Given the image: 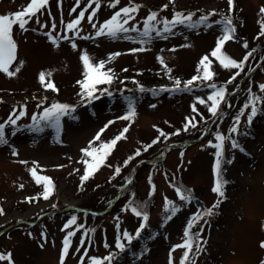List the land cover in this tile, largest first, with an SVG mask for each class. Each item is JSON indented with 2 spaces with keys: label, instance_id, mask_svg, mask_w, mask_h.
<instances>
[{
  "label": "rangeland",
  "instance_id": "374dc122",
  "mask_svg": "<svg viewBox=\"0 0 264 264\" xmlns=\"http://www.w3.org/2000/svg\"><path fill=\"white\" fill-rule=\"evenodd\" d=\"M29 2L0 0V15L11 16L22 11ZM99 3L90 21L88 15L95 7L90 0H79V4L77 0H48V4L25 25L26 30H21L18 24L12 26L16 51L9 71L15 75L0 71V123L8 121L10 116L15 118L21 111L24 115L16 125L5 123L7 143L0 144V209L4 213L0 215V254H10L13 264H60L64 238L72 231L74 235L70 237L64 264H90L92 257L109 264L103 258L112 253L116 257L111 264H167L170 253L175 264H181L185 249L173 251V248L183 244L189 221L199 216L197 223L206 227L199 233L203 250L194 264H261L264 260V248L260 247L264 241V102L258 104L261 111L255 120L256 136L243 135L251 124L248 121L250 108L242 109L237 116L238 124L236 118L231 120V113L225 115V111L231 93L236 92L235 88L239 82L243 83L246 74L243 70L224 68L210 57L223 34V25L215 23L222 18V15L217 16L218 9L225 7L229 12L228 0H173L171 3L170 0H131V4L140 7L125 27L136 30L118 33L116 37L97 36L96 32L114 12L129 6L130 0H119L115 7L110 6L112 0H99ZM234 6L235 11L231 10L229 15L236 31L234 39L223 47L225 54L240 61L248 50L255 49L263 61L264 36L259 34L258 21L264 20L260 14L264 0H234ZM81 10L85 15L77 28L68 30L66 25L76 19ZM153 12L156 19L149 21V37H143L145 21ZM210 12H215L207 22L211 27L190 26ZM175 13L194 15L191 21L170 25L169 32L161 31L157 35L165 22L173 21ZM47 34L56 38L55 44ZM65 35L69 39H63ZM244 42L248 48L243 46ZM140 48L144 50L132 51ZM85 54L92 63L108 60L124 70L127 68L125 75L150 69L155 74L163 71L164 76L158 82L145 80L140 86L129 83L117 87L114 95L98 94L99 99L89 100L82 95L81 86L76 89L74 82L84 79L81 56ZM204 56L209 57L210 70L217 77L225 79L231 75L232 78L238 71L240 74L231 83L212 78L207 85L203 80L195 81L194 85H203L194 91L193 85L185 89V82L202 75L198 65ZM258 70L253 75L256 83L251 90L264 101V91L259 87L264 84V72ZM42 72L46 74L45 82L50 80L54 86L57 84V90L41 83ZM177 80L180 81L179 90ZM221 87L229 97L224 98L214 116L208 111L212 103L208 96ZM201 99L205 103H200ZM54 103L74 109L71 115L60 118L63 129L59 141L54 135L57 125L46 126L42 121L40 131L32 127L33 116L38 118ZM130 108L134 116L122 119ZM205 117H212V122L218 123L212 127L213 131L210 124H203L207 120ZM186 124H189L187 130ZM233 126L237 128L235 133L231 131ZM125 128L128 131L124 138L117 141L104 164L94 173L97 187L105 186L101 191L113 196L112 206L95 218H86L83 227H79L84 220L80 216L75 224L64 228L76 217L70 213L71 209L78 208L84 199L77 194L79 179L75 174L84 173L85 164L81 161H90L91 157H85L81 150L88 148L90 141L92 147L98 148ZM97 133L100 139L94 140ZM217 134L224 137L222 142ZM184 137H189L188 141L181 140ZM236 138L243 145V152L240 147H232ZM167 139L170 142L165 144ZM218 143L224 158L221 175L227 183L225 197L217 207L219 212L209 224L212 216L200 212L212 207L218 199L212 191L216 179L213 156ZM147 145H151L152 154L156 152L154 159L140 158L133 153L137 147ZM128 156H132L125 167L130 173L129 179L114 182L110 177L112 171ZM150 161L157 162L152 165ZM32 168L38 175L51 178L54 191L48 200L30 199L42 185L30 174ZM176 183L186 190L182 193L189 194L187 190H190L188 201L180 200ZM118 192L123 195L122 201L129 200L148 215L141 235L130 244L123 240L122 234L127 231L134 236L142 217H137L128 206L123 208V204L113 202ZM166 201L178 208L171 219L166 218L171 215L166 211ZM118 238L125 244L122 252L116 247ZM8 262L0 260V264Z\"/></svg>",
  "mask_w": 264,
  "mask_h": 264
},
{
  "label": "snow or ice",
  "instance_id": "6c2138e0",
  "mask_svg": "<svg viewBox=\"0 0 264 264\" xmlns=\"http://www.w3.org/2000/svg\"><path fill=\"white\" fill-rule=\"evenodd\" d=\"M173 2V0H170V3ZM94 3L95 7L92 8L91 13L88 15V19L91 21L93 18V15L95 14V11L97 8L100 7L99 0H90V4ZM119 3V0H112V3L110 4L111 7H115ZM48 4V0H30V2L27 4V6L22 11H17L13 13L11 16L9 15H0V71H3L7 73L9 76L15 75L14 72L9 71V65L12 63V61L15 59V51H16V45L15 42L12 39V26L14 24H18L21 30H26L25 25L29 22V20L35 16L36 13H38L42 8H44ZM77 4H79V0H77ZM228 6H229V12H231L233 6H234V0H228ZM139 5L131 4L130 5L120 8L119 11L114 12V14L111 16V18L104 22L99 27V30L96 32L97 36L107 34L110 37H116L118 33H128L130 31H135L136 29L125 27V25L128 24L129 20L133 19L132 14L138 11ZM164 7H168V5H164ZM75 11V9H73ZM260 14L264 16V7L260 8ZM85 12L84 10H81L79 13V16L69 22L66 25V28L68 30H74L77 28V25L80 23V20L84 17ZM193 13H188L187 15H184L183 13H175L173 21L165 22V27L162 30H157V35L161 34V31L163 32H169L171 30L170 25L174 24H185L192 20ZM215 15V12H210L207 15H201L199 17V20L195 23L191 24V27H196L197 25H204L206 27H211L210 24H208V19L210 16ZM123 16V21L121 22V17ZM156 19V13H150L148 18L145 21V30L141 34L143 37H149V21ZM216 24H222L223 25V35L218 38L215 48L213 49L211 56L215 57L220 65L224 68H233V69H241L243 70V67L245 63L249 60V58L252 56L255 49H252L251 51H248L246 55L243 57L242 60L236 61L235 59L227 56L222 52L223 45L229 41L234 39L235 34V27L233 26V19L231 15H224L222 16L221 20L215 21ZM260 25V35L264 36V20L258 21ZM43 27V26H42ZM53 27H55L53 25ZM93 27H96L93 25ZM49 35V39L53 42V44L56 43V38ZM90 38V37H88ZM127 38V37H125ZM63 39L67 40L69 37L65 35ZM75 46V45H73ZM243 46L245 48H248L247 42H244ZM143 48L140 49H132V51H143ZM116 55H119L118 53ZM81 60L84 65V79L82 81H78V83L81 86L82 89V95L86 96L89 100L99 99L100 97L95 95V93L98 91L96 86L100 84L105 83H111L113 76L111 75V70L104 71V62L101 61L99 63H92L90 61V58L85 54L81 56ZM211 61L209 60L208 56H204L201 58L199 65H198V71L202 70V75L193 76L191 80H188L184 83V88L188 89L193 83L197 80H203V81H209L212 79L213 73L210 70ZM18 70V69H17ZM251 71V69H249ZM240 73L237 72L230 80L229 83H231V80L235 79L236 75H239ZM48 76L51 74L48 73ZM39 79L42 84H45L46 88H50L55 90L54 84L49 80L46 81V74L40 73ZM176 88L179 89L180 81L177 80L176 82ZM210 87L215 88V85H210ZM262 91H264V84L259 86ZM101 94L107 93V95L111 96L112 93L107 92V90H99ZM225 98V89L223 87L219 88L218 90L214 91L211 95L208 96V100L211 101V106L208 108V111L212 113L214 116L218 113V108L221 104V102ZM200 103H205L204 100H199ZM264 102L262 101V98L260 96L252 95L247 104L245 105V108H250V112L248 113V121L251 122L252 118L255 117L259 111H261L260 108H258V104ZM195 110V109H194ZM72 109L69 105L66 104H59L54 103L50 108H46L44 112L37 118L36 116H33V130L40 131L41 130V122H46V126L51 125H59L61 116L65 115H71ZM134 111L129 110L128 115L125 117H122V119H131L132 116H134ZM24 115V112L21 111L18 116L15 118L9 117V120L6 121V124L10 125H16L17 120ZM5 123H0V144L7 143V140L5 138ZM111 123V122H109ZM236 123H239V117H236ZM189 124H191L192 127H195V124L189 121ZM189 124L185 125V130H187ZM107 127V125L105 126ZM104 129H101V132H103ZM128 131L127 128L123 129L119 135H117L115 138H113L111 141L101 144L98 148L92 147V142H89V147L82 149L81 151L84 153L85 157H91V160H83L82 163L85 164V170L84 174L80 177L81 182L88 180L98 169L101 165L104 164L106 158L108 155H110L112 149L115 147L117 141L124 138V133ZM232 132H236L237 128L235 126L231 129ZM161 135H164L161 133ZM100 139V133H97L94 137V140ZM217 139L219 141H223L224 137L219 136L217 134ZM157 141H153V143H156ZM151 147V145L145 146V150L147 148ZM217 151H216V161L214 164V174H215V183L212 188V191L217 194L218 199L217 201L212 205V207L207 208L204 210L203 215L204 216H211L214 215V209L219 206V204L222 202L223 198L225 197L224 192V185L227 183L226 180L222 178L221 175V163H222V146L220 143L215 145ZM233 148H238L239 145L233 141L232 142ZM16 154L15 152L13 153ZM140 152L137 150L135 155H139ZM132 157H129L128 160H125L124 163L127 165L128 161L131 160ZM21 163H24L23 161ZM35 163V162H33ZM228 163H231V161H228ZM32 177L35 179L37 184L43 185V192L41 193L43 199L48 200L49 197L52 195L54 191V185L51 181V178L47 176L38 175L37 170L35 168H32L29 170ZM120 168L115 169V174H119ZM23 187V185H21ZM189 194L182 193L180 188L176 189L177 195L179 196L181 201H188L190 196V190H187ZM32 200L36 199V197L30 198ZM53 208L56 207V205H52ZM131 211L137 216L142 217V222L140 224V227L136 230L135 235H130L127 231L123 232L122 238L123 240L127 241L129 244L132 242L134 238H137L141 235V231L145 228V223L148 220V215L146 212L142 210H138L137 207H131ZM166 211H169L171 215H168L166 218L171 219L172 215H175L178 211L177 206L171 205L170 202L166 201ZM3 209H0V215H3ZM200 217H195L192 220L189 221V226L185 229L184 236L186 239L184 240L183 244L175 245L173 248V251L175 248H184L186 249L183 253V256L181 258V264H185V262L189 259V253L191 252L193 248L192 240H191V234H190V228L193 224H195ZM76 217H72L65 225L64 228H69L70 225L75 224ZM79 227H83V225H80ZM264 227V225H262ZM74 235L72 231H69L67 235L64 238L63 242V248L61 249V257H60V264H64V257L68 254V249L70 245V237ZM83 243V241H82ZM206 243V242H205ZM116 247L122 252L125 250V244L121 242V238L117 239ZM261 248H264V241H261L260 244ZM203 249L200 247L199 243L196 244V252L199 253ZM79 251V249H78ZM86 251V250H85ZM116 254L112 253L108 256L104 257L103 260H106L111 264L113 259H115ZM83 260V257L81 258ZM0 260H8L9 264H11V256L10 254L4 255L0 254ZM90 264H102L101 259L92 257L90 258ZM169 264H172L171 260V253H170V259ZM261 264H264V260L261 261Z\"/></svg>",
  "mask_w": 264,
  "mask_h": 264
},
{
  "label": "trees",
  "instance_id": "16d2710c",
  "mask_svg": "<svg viewBox=\"0 0 264 264\" xmlns=\"http://www.w3.org/2000/svg\"><path fill=\"white\" fill-rule=\"evenodd\" d=\"M224 10L222 8H219L217 16L220 17L221 15L222 16L223 15H229L228 9L224 7ZM233 11H235V6H233V8H232V12ZM210 57L212 58L213 61L215 60L214 62L219 63V61L215 57H212L211 55H210ZM261 62H262V65L261 64L259 65V63H261ZM124 67H126V66H124ZM244 68H245V70H244ZM257 68L260 69L258 71H263L264 72V60L262 61L259 58V52L258 51H254L252 56L249 58V60L245 63V65L243 67V71H244L245 74H248L251 71H253V72L250 75H248L246 78H244L243 83L239 82L238 87L235 88L236 92L235 93H231V95H230L231 98H229L230 99V101H229L230 103L226 107L225 115L228 114V113H231V118L230 119L233 120V121L235 120V118L238 115H241L242 109L245 108V105L247 104L249 98L252 95H255V92L253 94L251 89H253V86L256 83V81L253 78V75L255 74V71L257 70ZM126 69L124 70L122 68V66H120V65H118V66L114 65L112 61L105 60L104 71L111 70V75L113 76V79H112L111 83H105V84L97 85L96 88H97L98 91L95 93V95L101 94V92L99 90H105V89L107 90V92L112 93L113 91H116L115 89L117 87L122 88V86H124L126 84H129V83H131L132 85H135V86H140V85L143 84L142 82H144L145 80L146 81H150V82H152V81L153 82L154 81L158 82L164 76V72L163 71H159V72H157V74H155L156 72H153L150 69H148V71H145V69L144 70L140 69L137 72H134L133 75H125ZM248 69H251V71H249ZM237 70L241 71V69H235L234 71H237ZM230 76L231 75H228V76L225 77V79H221V78L217 77V75L215 73H213L212 78H214L216 80H221V82H224L225 80L229 81L231 79ZM78 81H81V80H74L75 87H76L77 90L79 89L78 87L80 86ZM206 82H208V81H205L203 83H205L207 85ZM56 85H55V87H56L55 90L58 89ZM202 85L203 84H199V85H197V84L194 85L193 84V87H192L193 90L192 91H194L195 89H198L199 86H202ZM206 85L204 86L205 89H206ZM136 88H138V87H136ZM142 88H138V89H142ZM181 89H183V88H181ZM207 89H208V86H207ZM55 92H57V91H55ZM228 97L229 96H228V93H227L225 95V100H227ZM242 100H245V102L241 103ZM262 107H264V103H263ZM259 117L260 116H259V112H258V114L250 122L251 124H250L248 130L247 131L245 130L243 132V135H247L249 137H255L256 136L255 131H257V130H256V128H254V125H255V120H257V118H259ZM205 118L207 120L203 124L205 126H208L212 122V117L211 118L210 117H205ZM208 118H209V121H208ZM198 122H199V120H198ZM215 125L218 126V123L217 122L212 123L210 125V130L213 131L212 127H214ZM188 139H189V137H184V139H181V140L188 141ZM167 142H170V141L167 139L165 144ZM235 142L239 145L240 148L242 147V145L240 144L238 138L235 139ZM137 150H139V152H140V154H139L140 158H148V159L151 160V159H154L156 157V152L154 151V154H152V152H150V148H147V150H145V147H137L134 150L133 153H136ZM129 157H132V156H128L127 158H124V160L122 161V164L118 166L120 168L119 174H115V169L116 168L112 171L113 174L110 177H111V179L114 182L119 181L121 179H122L123 182H125V181H127L129 179L130 173H129V171L125 170V167L128 166L131 161L129 160L127 165H125V163H124V161L128 160ZM222 159H224V158H222ZM155 162H157V161H150V163L152 165H154ZM83 174L84 173H76L75 175H76L77 180L79 179L77 194H79L84 199H81V203L79 205V208H73V209H71V212H70L74 216H76V218H78L80 216L84 217L83 219L85 221L83 220L81 225H85L86 218H89V217L95 218V217H97L98 214H94L92 212H89V210L98 211V212L104 211L110 205L111 200L113 198V196H111L108 192L104 193L103 191H101L105 186H102L100 188L97 187L98 183H95V181H94V178H95L94 174L88 180H86V181H84L82 183L81 180H80V177ZM92 186L95 187V189ZM176 187L180 188L181 191H184V192L186 191L182 186H180L179 183H176ZM42 192H43V185H41V187H39L37 193L34 196H32V197H36L37 198L36 200H40V198H43V197H41L42 196L41 195ZM36 195H38L40 197H37ZM122 196L123 195L120 194L119 197L117 198V200H116V202L118 201L117 205H122L123 204V208H126L128 206L129 209H131V207L135 206L132 203H130V201L127 200V199H124V201H122V198H123ZM203 212H200V213H203ZM218 212H219L218 208L214 209V215H211L212 217H210L208 219V223L209 224L210 223L212 224L213 216H215ZM205 227H206V225H203V224L199 225V223L196 222L194 227L190 228V234H191V240H192L193 248H192L191 252L189 253V259L185 262V264H194L195 263L194 261H195L196 257L201 253V252H199V253L196 252V244L199 243L200 247L202 248V245L200 244L199 233L201 231H204ZM131 247H130V249H131ZM171 260H172V264H175L173 259H171ZM167 264H169V261H167Z\"/></svg>",
  "mask_w": 264,
  "mask_h": 264
}]
</instances>
